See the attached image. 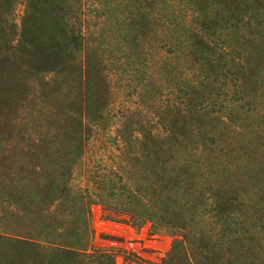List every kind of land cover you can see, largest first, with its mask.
<instances>
[{
    "label": "trees",
    "instance_id": "1",
    "mask_svg": "<svg viewBox=\"0 0 264 264\" xmlns=\"http://www.w3.org/2000/svg\"><path fill=\"white\" fill-rule=\"evenodd\" d=\"M129 1L137 11L128 25L136 51L142 47V20L136 23L142 1ZM21 2L16 24L13 13ZM84 3L0 0V264H115L120 251L90 246L91 206L100 207L103 221L135 235L144 226L150 238L169 235L161 264H264L250 244L255 236L249 223L235 215L222 190L198 181L202 175L192 163L199 157L179 153L188 141L124 126L111 166L99 161L83 186L74 184L92 144L93 122L109 105V82L86 35ZM150 7L148 12L157 5ZM158 7L171 17L162 45L169 26H179L207 80H221L226 93L241 99L264 86V0H158ZM18 42L29 56L16 55ZM49 60L62 67L66 82L68 72L75 74L77 97L65 98L56 88L57 94L40 98L46 90H35V81L58 84L46 80ZM190 99L192 116L219 124L213 112L195 107L203 106L199 95Z\"/></svg>",
    "mask_w": 264,
    "mask_h": 264
},
{
    "label": "rangeland",
    "instance_id": "2",
    "mask_svg": "<svg viewBox=\"0 0 264 264\" xmlns=\"http://www.w3.org/2000/svg\"><path fill=\"white\" fill-rule=\"evenodd\" d=\"M85 1L90 21L86 35L109 82L106 94L109 105L93 122L92 144L74 184L83 186L99 161L111 166L119 152L115 137L124 126L134 133L141 129L188 141L179 153L199 157L192 163L193 171L198 177L202 175L198 181L206 187L222 190L224 201L234 205L235 215L249 223L255 236L250 244L257 251V258H264V86L245 92L241 99L230 90L226 93L221 80L217 83L211 78L207 80L197 64L200 59L187 51L184 31L179 30V26L173 30L175 25L169 24L170 32L163 39L166 45H162V31L167 30L165 19L170 15L164 18L158 0H141L137 6L140 11L136 23L142 20L137 29L138 43L142 47L136 51L130 43L136 33L128 25L130 15L137 11L132 9L129 0ZM150 5L157 7L148 12ZM23 10L21 2L13 13L16 24ZM159 21L158 27L155 26ZM145 23L153 25L157 34H148ZM24 51L20 42L15 44L16 55H30ZM47 70L46 80L58 84L52 82L48 86L41 80L35 81V90H46L41 99L50 98L60 90L64 91L61 93L65 98L78 96L77 79L72 71L68 72L66 82V74L58 64L49 60ZM191 95L201 98L203 106L195 105L196 108L211 111L220 118L216 127L205 116L194 117L188 112ZM198 122L202 123L199 133ZM3 214L0 209V220ZM90 215L93 230L90 246L120 251L115 264H161L169 250L171 237L167 234L150 238L148 226H144L135 235L127 226L103 221L98 206L90 207Z\"/></svg>",
    "mask_w": 264,
    "mask_h": 264
}]
</instances>
